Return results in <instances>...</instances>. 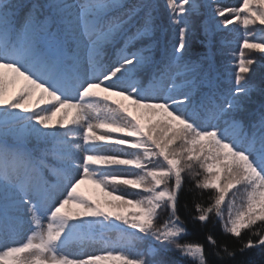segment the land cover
<instances>
[{"label": "snow or ice", "instance_id": "6c2138e0", "mask_svg": "<svg viewBox=\"0 0 264 264\" xmlns=\"http://www.w3.org/2000/svg\"><path fill=\"white\" fill-rule=\"evenodd\" d=\"M202 7L217 29L244 31L223 72L210 40L189 54ZM258 25L264 0H0V264H175L170 251L209 264L204 243L181 242L185 174L211 193L193 221L249 233L231 250L208 233L216 257L264 247Z\"/></svg>", "mask_w": 264, "mask_h": 264}, {"label": "trees", "instance_id": "16d2710c", "mask_svg": "<svg viewBox=\"0 0 264 264\" xmlns=\"http://www.w3.org/2000/svg\"><path fill=\"white\" fill-rule=\"evenodd\" d=\"M202 14L203 11H200L198 14H194L197 15L198 25L196 26L195 33L191 38V48H189V54L195 56L196 53L206 51L207 49L205 48V44L210 40L213 45V50L217 51V56L215 57L216 66L221 72H223L224 67L229 61L227 53L231 51H238L239 45L234 43L237 38L235 37V39H230L225 44L222 43L221 40L225 38L222 31L211 25L208 13H206V15ZM205 26L207 28V35L205 34ZM256 37L258 42H264L259 39L260 37H264V32L258 33ZM220 50H222V52ZM252 56H256V58L261 59L262 61V56L258 53L252 54ZM258 56H260V58ZM255 64L258 66L255 67ZM255 64L253 65V70H259L262 67V62H256ZM262 76H264V74L253 76L249 74L248 79L250 82L259 83ZM210 195L211 193L208 191H204L201 195L199 190L194 189L191 180L188 178L185 179L184 186L179 197L178 212L181 219L185 221V225L188 228V235H186L181 242L186 240L204 243L209 264H264V247L254 248L243 254L237 252L235 258L232 259L225 257L221 260L213 254V249L207 245L205 240L208 233H212L218 242L226 243L230 250L239 248L241 240H246L249 233L245 231L239 240L230 235H225L222 232L220 222L214 216L206 224L193 221L191 219V216L195 214L193 211V200L195 199L203 202L206 206ZM185 205H187V208ZM253 239H255V237H253ZM170 260L174 261L175 264H192L190 260L181 257L180 254L176 252H173V256Z\"/></svg>", "mask_w": 264, "mask_h": 264}, {"label": "rangeland", "instance_id": "374dc122", "mask_svg": "<svg viewBox=\"0 0 264 264\" xmlns=\"http://www.w3.org/2000/svg\"><path fill=\"white\" fill-rule=\"evenodd\" d=\"M127 2L128 3H134L135 0H127ZM162 2H163V0H160V3H162ZM209 2H210V0H197V3H200L202 5H207ZM219 3L221 5H226V6H230V7L231 6H238L239 0H219ZM213 6H215V5H213ZM203 8H207V7H202V9ZM208 17L210 19L211 25L216 26L217 25V20H215V19H213L211 17V13L210 12L208 13ZM196 26H197V22H193V29H195ZM257 27H260L261 28V26H259V25ZM227 30H229L230 33H234V34H236L238 31H243L242 27L240 25H238V24H234V25L229 26ZM249 30L250 31H254V33L256 32L255 29H252L251 28V26H250ZM190 47H191V43H190L189 48ZM256 53H258V54H260V56H262V61H261V59L256 58V56H252V58H254L256 62H262V67L259 70H253L250 73L251 76L258 75V74H264L263 73L264 72V53H260V52L257 51V52H255L253 54H256ZM260 56H258V57L260 58ZM254 66L257 67L258 65L255 64ZM113 99H122V98L121 97H113ZM186 177H188L187 174H185V178ZM80 187H81V190L86 195L93 196L94 198L99 197V196L102 195L99 192V190L96 188V186L93 185V184H91V182L86 181ZM133 198H135V197H133ZM157 223H162L161 218H159V220L157 221ZM118 237H119V233L117 231H115V230L105 233V238L108 239V240H111V241L117 240ZM99 247H100L99 244H96V245H88L85 250L86 251H89V252H92V251H95ZM146 247L147 246H142L141 249H144ZM68 251L73 252V253H77V252H80L81 249L78 246L73 245V246H71L68 249Z\"/></svg>", "mask_w": 264, "mask_h": 264}]
</instances>
